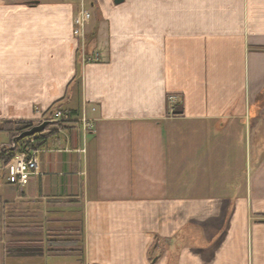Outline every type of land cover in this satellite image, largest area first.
I'll return each instance as SVG.
<instances>
[{
	"label": "crops",
	"instance_id": "crops-1",
	"mask_svg": "<svg viewBox=\"0 0 264 264\" xmlns=\"http://www.w3.org/2000/svg\"><path fill=\"white\" fill-rule=\"evenodd\" d=\"M77 3L0 0V149L73 119L0 172V264H264V0H96L80 69Z\"/></svg>",
	"mask_w": 264,
	"mask_h": 264
},
{
	"label": "built area",
	"instance_id": "built-area-1",
	"mask_svg": "<svg viewBox=\"0 0 264 264\" xmlns=\"http://www.w3.org/2000/svg\"><path fill=\"white\" fill-rule=\"evenodd\" d=\"M39 0H27V3H35ZM26 3V2H25ZM92 20V14L88 8L85 7L84 1L81 0L78 5V9L73 17L72 23V36L76 42L77 53L80 55V61L82 65L89 63H96L99 61L97 53L88 56L86 54L87 47V28L90 25ZM95 111V109H92ZM82 118L80 121L83 123L84 130L91 129L90 121L85 117L84 110L82 111ZM169 114L171 117L176 115L174 107L170 106ZM50 122V123H69L73 121L66 113H61L60 111H55L51 113L45 120L41 122ZM33 144L32 138H27L23 143L22 147H26ZM0 172L3 173L6 182L10 185H14L18 188L25 187L30 177L38 173V158L34 151H23L17 152L13 159L4 164Z\"/></svg>",
	"mask_w": 264,
	"mask_h": 264
},
{
	"label": "trees",
	"instance_id": "trees-1",
	"mask_svg": "<svg viewBox=\"0 0 264 264\" xmlns=\"http://www.w3.org/2000/svg\"><path fill=\"white\" fill-rule=\"evenodd\" d=\"M28 5H33V3H27ZM90 37L87 34V47H86V54L88 56L93 55L94 51L90 49L89 45H90ZM77 64H78V68L80 69L82 65L81 61H80V55L77 53ZM79 70H78V77H79ZM78 82V83H77ZM76 83L78 86H80V79L78 78L76 80ZM61 105L56 104L54 107H52V112L55 111H59L61 110ZM62 111V110H61ZM65 113V112H64ZM53 123H49L48 127L51 126ZM55 124V123H54ZM34 125L31 122H16V123H5L3 124L2 130L3 131H8L12 133V138L11 141L14 137H16L17 135H19L20 133L32 128ZM48 127L46 128V130L48 129ZM33 139V144L26 146V147H22L23 143L25 142L26 139H22L19 140L17 142L16 145V150L10 151L7 149V147L0 149V161L1 163L4 165L8 162H10L14 155L17 152H23V151H34L37 149V147H39L41 145V142H43L45 140V136H41L40 134H36L33 137H31Z\"/></svg>",
	"mask_w": 264,
	"mask_h": 264
},
{
	"label": "water",
	"instance_id": "water-1",
	"mask_svg": "<svg viewBox=\"0 0 264 264\" xmlns=\"http://www.w3.org/2000/svg\"><path fill=\"white\" fill-rule=\"evenodd\" d=\"M122 1L123 0H115V3L118 4V3H121ZM35 4H37V2H35L33 5H35ZM49 123L50 122L44 121L38 125L33 126L32 128H30L26 131L20 133L19 135H17L16 137H14L12 139L11 143L7 146V149L14 152L16 150V145H17V142L19 140L31 138L36 134L43 133L46 130V128L48 127Z\"/></svg>",
	"mask_w": 264,
	"mask_h": 264
},
{
	"label": "rangeland",
	"instance_id": "rangeland-1",
	"mask_svg": "<svg viewBox=\"0 0 264 264\" xmlns=\"http://www.w3.org/2000/svg\"><path fill=\"white\" fill-rule=\"evenodd\" d=\"M8 1H13V2H15V1H18V2H26L27 3V0H8ZM78 1V3L77 4H79V2L81 1V0H77ZM84 1V4H85V7L86 8H88L89 10H90V12H91V14H92V19H93V11H92V9H91V6H90V3L92 2V3H94V2H96V0H83ZM92 21V20H91ZM0 140H2V139H0ZM1 174H0V181H1Z\"/></svg>",
	"mask_w": 264,
	"mask_h": 264
}]
</instances>
